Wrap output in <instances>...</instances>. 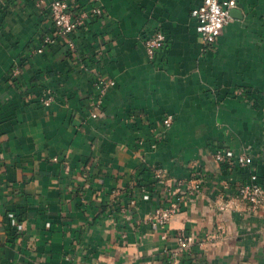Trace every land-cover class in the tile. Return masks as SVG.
<instances>
[{"label":"crops","instance_id":"1","mask_svg":"<svg viewBox=\"0 0 264 264\" xmlns=\"http://www.w3.org/2000/svg\"><path fill=\"white\" fill-rule=\"evenodd\" d=\"M67 1L75 16L94 6ZM203 2L101 0L74 49L60 37L39 54L49 8L0 0V264H166L182 234L186 263L264 264V209L251 214L243 171L214 159L246 153L264 177V0H239L210 48L192 17ZM156 31L168 43L151 61ZM178 180L182 209L155 230Z\"/></svg>","mask_w":264,"mask_h":264},{"label":"built area","instance_id":"2","mask_svg":"<svg viewBox=\"0 0 264 264\" xmlns=\"http://www.w3.org/2000/svg\"><path fill=\"white\" fill-rule=\"evenodd\" d=\"M94 3L90 12H85L75 16L73 8L67 0H53L48 4L47 0H37L38 8H49L50 20L53 24L54 33L45 35L42 40V46L38 53L44 52L49 45L55 44L58 38H65L70 49L75 48L73 39L77 30L82 26L84 20L90 17H100L104 14L101 0H92ZM239 0H204V2L192 11V17L197 23V34L205 48H210L217 44L224 28L232 20V10L238 6ZM168 38L162 31H156L147 37L143 44L149 60L154 61L161 50L167 46ZM116 82L113 79L101 78L97 83V88L106 91L113 88ZM46 106H50L51 99L43 100ZM103 104L102 99H98L97 105ZM98 115L93 113L91 118L97 119ZM175 123L173 115H166L162 120V136L165 138ZM156 148V145H152ZM215 161L228 167L229 169H239L243 171L245 179L236 186L237 197L248 206L251 214H256L264 209V177L261 176L253 167V158L242 153L234 154L232 151L218 150L214 154ZM157 178L161 176L157 174ZM173 187L167 190L170 195L169 200L157 207L149 217V224L155 230L165 229L173 219L180 213L183 205V198L180 192L185 188V182L182 180L173 181ZM135 204V203H133ZM11 226L18 231L23 230V225L19 223L13 214H9ZM191 248V238L182 234L179 238V247L171 254L166 264H182V258Z\"/></svg>","mask_w":264,"mask_h":264},{"label":"trees","instance_id":"3","mask_svg":"<svg viewBox=\"0 0 264 264\" xmlns=\"http://www.w3.org/2000/svg\"><path fill=\"white\" fill-rule=\"evenodd\" d=\"M184 258V257H183ZM183 258H182V264H189V263H186L184 260H183Z\"/></svg>","mask_w":264,"mask_h":264},{"label":"water","instance_id":"4","mask_svg":"<svg viewBox=\"0 0 264 264\" xmlns=\"http://www.w3.org/2000/svg\"><path fill=\"white\" fill-rule=\"evenodd\" d=\"M234 12H235V10H232L231 14L233 15V14H234Z\"/></svg>","mask_w":264,"mask_h":264}]
</instances>
